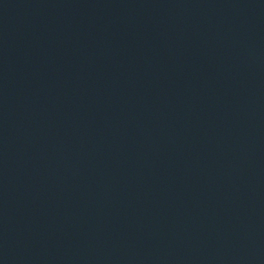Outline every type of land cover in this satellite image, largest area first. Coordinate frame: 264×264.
<instances>
[{
  "label": "water",
  "instance_id": "water-1",
  "mask_svg": "<svg viewBox=\"0 0 264 264\" xmlns=\"http://www.w3.org/2000/svg\"><path fill=\"white\" fill-rule=\"evenodd\" d=\"M0 264H264V0H0Z\"/></svg>",
  "mask_w": 264,
  "mask_h": 264
}]
</instances>
